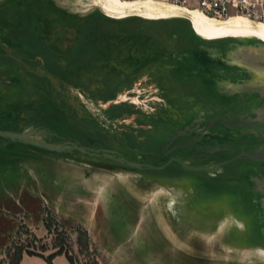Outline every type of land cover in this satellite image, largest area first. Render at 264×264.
Masks as SVG:
<instances>
[{
	"label": "rangeland",
	"instance_id": "obj_1",
	"mask_svg": "<svg viewBox=\"0 0 264 264\" xmlns=\"http://www.w3.org/2000/svg\"><path fill=\"white\" fill-rule=\"evenodd\" d=\"M102 16L76 0H0L1 129L11 128L9 106L44 98L69 96L100 121L113 116L117 103L99 100L116 95L131 106L125 73L150 36L137 35L133 21L119 29ZM113 117L111 128L120 122ZM121 176L137 195L106 201L104 190L127 192ZM186 196L152 174L0 140V264H264L255 252L241 251L255 243L234 225L229 236L239 245L230 244L223 229L230 221L210 219L192 196L189 210Z\"/></svg>",
	"mask_w": 264,
	"mask_h": 264
},
{
	"label": "water",
	"instance_id": "obj_2",
	"mask_svg": "<svg viewBox=\"0 0 264 264\" xmlns=\"http://www.w3.org/2000/svg\"><path fill=\"white\" fill-rule=\"evenodd\" d=\"M101 19L119 29L133 21L137 35L157 37H148L147 48H136L139 55L125 73L124 97L131 106L117 102L116 95L98 101L117 103L111 115L120 122L111 128L107 118L113 116L100 121L62 95L63 100L9 106L12 125L0 128V140L160 177L185 189L189 210L192 196L209 208L210 219L230 221L223 226L227 239L234 225L255 243L241 251L264 250V42L205 40L184 18ZM147 24L151 28L145 30L141 25ZM232 239L230 244L239 245Z\"/></svg>",
	"mask_w": 264,
	"mask_h": 264
},
{
	"label": "bare ground",
	"instance_id": "obj_3",
	"mask_svg": "<svg viewBox=\"0 0 264 264\" xmlns=\"http://www.w3.org/2000/svg\"><path fill=\"white\" fill-rule=\"evenodd\" d=\"M76 2L82 7L88 9L90 7H95L105 16L115 20L126 19L129 17H141L148 20L184 18L191 24L195 33L205 40L213 41L224 38H255L264 42V23L254 22L240 15H231L225 19L219 20L206 16L197 9L186 8L158 0H76ZM118 180H120L121 184L126 187L127 192L122 188L119 189L115 187L114 189L111 188V191L113 189L114 193L110 196L108 195L109 191L104 190V188L103 198L106 199V201H110L111 198H114L119 194H122L127 200V195H137V191L132 188L129 179L121 176V179ZM102 222L103 221L100 223ZM253 252H255L257 257L259 256L261 260H264V250H248L246 254H251Z\"/></svg>",
	"mask_w": 264,
	"mask_h": 264
},
{
	"label": "built area",
	"instance_id": "obj_4",
	"mask_svg": "<svg viewBox=\"0 0 264 264\" xmlns=\"http://www.w3.org/2000/svg\"><path fill=\"white\" fill-rule=\"evenodd\" d=\"M134 1V0H129ZM137 1V0H136ZM199 10L206 16L225 19L240 15L264 23V0H158Z\"/></svg>",
	"mask_w": 264,
	"mask_h": 264
},
{
	"label": "flooded vegetation",
	"instance_id": "obj_5",
	"mask_svg": "<svg viewBox=\"0 0 264 264\" xmlns=\"http://www.w3.org/2000/svg\"><path fill=\"white\" fill-rule=\"evenodd\" d=\"M8 115L10 116V117H8V121H9V123L12 125V122H11L12 116H11L10 113H8ZM25 118H26V117H25ZM12 120H13V119H12ZM78 131H79V130H77V131L75 130V131H73V132H75L76 135H80V134H78ZM57 133L60 134V135H62V137L64 136V135H63V132L60 131V130L57 131ZM76 138H77V137H76ZM86 138H87V137H86ZM77 139H79V137H78ZM79 140H80V139H79ZM83 142H84V141L82 140V143H83Z\"/></svg>",
	"mask_w": 264,
	"mask_h": 264
},
{
	"label": "trees",
	"instance_id": "obj_6",
	"mask_svg": "<svg viewBox=\"0 0 264 264\" xmlns=\"http://www.w3.org/2000/svg\"><path fill=\"white\" fill-rule=\"evenodd\" d=\"M2 112H4V110H3ZM5 113H6V112H5Z\"/></svg>",
	"mask_w": 264,
	"mask_h": 264
}]
</instances>
